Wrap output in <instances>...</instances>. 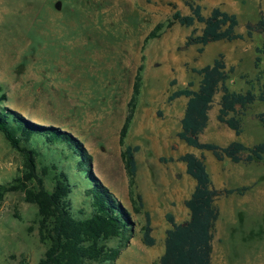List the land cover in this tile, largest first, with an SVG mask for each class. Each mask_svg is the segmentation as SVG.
Instances as JSON below:
<instances>
[{
    "label": "rangeland",
    "instance_id": "obj_1",
    "mask_svg": "<svg viewBox=\"0 0 264 264\" xmlns=\"http://www.w3.org/2000/svg\"><path fill=\"white\" fill-rule=\"evenodd\" d=\"M194 2L202 7L204 16L210 14L211 7L204 0ZM174 10L190 14L184 0H0V86L8 96L4 106L33 123L71 133L91 155L93 175L127 209L133 223L132 238L114 264H155L163 254L165 232L170 227L165 215L172 214L177 222L185 220L181 211L195 182L176 160L179 156L191 152L203 157L212 179L221 165L231 164L227 159L218 162L209 152L188 147L177 138L186 98L167 103V96L189 81L196 87L200 78L191 68L211 64L220 54L226 67L234 69L227 81L231 91L245 92L252 84L257 92L264 85V55L259 83L254 68L255 48L264 38L261 33L254 32L245 41L210 43L200 53L199 46L182 47L191 31L196 29L199 34L203 25L185 28L174 24L160 38L144 44L150 31L167 21ZM260 13L264 17V0L259 4L245 0L235 13L238 33H245L247 24H255ZM140 66V95L126 143L139 147L135 181L144 210L150 214L155 240L151 247L142 243L145 219L132 211L118 143ZM220 95L217 92L213 98L199 140L220 146L233 140L246 146L264 142V128L255 118L264 111V103L248 108L242 117L241 136L236 138L217 121ZM162 157L174 160L161 163ZM251 166L264 171L259 168L262 163ZM66 167L76 183L69 199L77 211L85 204L82 180L71 163ZM20 168V156L0 134V184L12 180ZM45 184L51 188L50 177ZM221 223L230 228L214 229L213 264H264L262 214L250 211L237 218L235 225L226 218ZM118 244L117 240L108 243L112 247ZM45 250L38 237L36 207L20 192L7 194L0 202V264H37Z\"/></svg>",
    "mask_w": 264,
    "mask_h": 264
},
{
    "label": "trees",
    "instance_id": "obj_2",
    "mask_svg": "<svg viewBox=\"0 0 264 264\" xmlns=\"http://www.w3.org/2000/svg\"><path fill=\"white\" fill-rule=\"evenodd\" d=\"M190 9L189 15L174 10L167 21L158 23L145 37L144 44L160 36L174 24L189 28L195 23L202 24L199 34L193 29L182 48L199 46L198 52L215 42H234L250 40L254 32L264 36V17L262 13L255 24H247L245 33H238L239 21L234 13L215 7L208 16L202 14V7L194 0H184ZM264 55V38L255 48L254 68L259 76L261 56ZM140 66L132 86L131 98L127 104V114L119 131L118 143L121 147V160L128 180V198L135 214L144 215L142 243L151 247L155 240L151 236L150 214L144 210L141 194L136 186L137 164L135 153L137 145L126 143L134 111L140 95ZM227 68L220 54L202 68H191L199 76L195 87L189 81L183 88L174 90L167 96V103L184 97L186 104L181 118L177 138L186 146L209 152L216 161L229 160L232 163L249 164L264 162V142L245 146L239 141H231L225 146L212 142H201L199 136L207 127L209 111L215 94L221 92L217 121L232 130L236 136L242 133V117L254 103H264V85L255 92L253 85L245 92L231 91L227 81L233 73ZM244 77L241 76V79ZM250 84V81H246ZM172 85L175 81L171 82ZM7 93L0 86V134L9 146L20 156L21 168L10 181L0 184V202L7 194L20 192L27 203L37 209L38 237L46 245V250L37 264H114L120 253L132 238L133 223L130 213L104 186L91 171V155L82 143L71 133L53 126L31 122L19 112L4 106ZM264 128V111L255 114ZM173 158H160L161 163L172 162ZM177 161L185 165V173L195 182L190 196L184 201L189 211V219L176 223L172 214L165 215L170 228L165 232L164 251L155 264H211L212 240L219 211L214 204L217 197L242 194L246 188L235 190H216L212 187L210 174L203 157L187 152ZM73 165L74 173L82 180L85 204L73 211L70 194L76 187L66 164ZM51 178L52 186L45 181ZM111 240L119 241L112 247ZM19 264H25L20 262Z\"/></svg>",
    "mask_w": 264,
    "mask_h": 264
},
{
    "label": "crops",
    "instance_id": "obj_3",
    "mask_svg": "<svg viewBox=\"0 0 264 264\" xmlns=\"http://www.w3.org/2000/svg\"><path fill=\"white\" fill-rule=\"evenodd\" d=\"M254 1L256 2V4H259V0H254ZM204 2L211 7V10L215 7H219L223 11L235 14L244 5L245 0H204ZM220 133L222 135L223 134L228 135L227 130H221ZM240 136L241 134L238 136L235 135L236 138H239ZM233 141H239V140H233ZM252 163L264 164V162H252ZM252 163L235 164L231 162V164L230 163L223 164L219 167L218 171L215 173L214 179H212L210 174L212 187L216 190H235L240 188H246V190L242 194H238L234 192L232 194L222 195L216 198L214 204L216 205L219 211V217L215 223L216 229L218 228L220 231H223L224 229L230 228V226H225V224L223 223L220 224L222 218L231 220L232 223L235 225L237 218L238 219L243 218V214L250 211L253 213L255 212L257 214L258 213L262 214L264 219V171L263 170L255 171L257 167L254 168L253 166H251ZM262 167L264 168V166H260L259 168ZM248 168H250V170ZM250 172L252 174H250ZM225 201L227 202L225 203ZM226 206L229 207L228 208L229 215L227 216H225ZM184 207L181 211L182 218L185 219L183 222L189 219V211L186 207H185L186 209ZM175 222L183 223L177 221ZM224 237L222 238V241ZM212 246H213V242H212ZM212 256H213V252L211 255V264H213Z\"/></svg>",
    "mask_w": 264,
    "mask_h": 264
}]
</instances>
